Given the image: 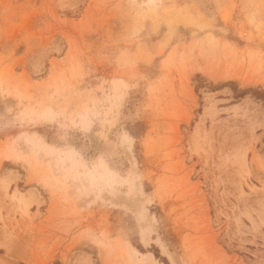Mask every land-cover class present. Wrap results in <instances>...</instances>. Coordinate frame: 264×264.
Wrapping results in <instances>:
<instances>
[{"label": "rangeland", "instance_id": "374dc122", "mask_svg": "<svg viewBox=\"0 0 264 264\" xmlns=\"http://www.w3.org/2000/svg\"><path fill=\"white\" fill-rule=\"evenodd\" d=\"M0 264H264V0H0Z\"/></svg>", "mask_w": 264, "mask_h": 264}, {"label": "bare ground", "instance_id": "6f19581e", "mask_svg": "<svg viewBox=\"0 0 264 264\" xmlns=\"http://www.w3.org/2000/svg\"><path fill=\"white\" fill-rule=\"evenodd\" d=\"M150 257V256H149ZM174 259V258H173ZM175 263V262H174Z\"/></svg>", "mask_w": 264, "mask_h": 264}]
</instances>
